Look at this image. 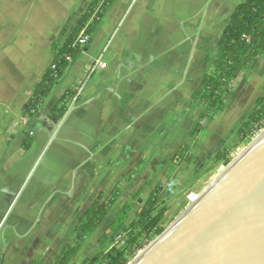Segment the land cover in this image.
<instances>
[{
  "label": "crops",
  "instance_id": "obj_1",
  "mask_svg": "<svg viewBox=\"0 0 264 264\" xmlns=\"http://www.w3.org/2000/svg\"><path fill=\"white\" fill-rule=\"evenodd\" d=\"M92 1L0 0V220L5 215L9 228L0 235L5 230L8 236H39L43 242L73 235L98 194L110 193L125 173L136 170L152 142L156 157L157 141L185 116L178 101L168 104L157 95L163 84L157 85V72L165 71L174 93L207 40L213 59L240 2L156 0L148 8L151 0H113L88 47L70 61L37 113L24 118L22 107L55 59L52 44ZM68 90L75 93L71 101L58 105ZM55 106H64L65 114L52 113ZM27 139L31 144L24 151ZM158 162L147 160L136 173ZM21 185L22 191L29 187L39 193L17 208Z\"/></svg>",
  "mask_w": 264,
  "mask_h": 264
},
{
  "label": "rangeland",
  "instance_id": "obj_2",
  "mask_svg": "<svg viewBox=\"0 0 264 264\" xmlns=\"http://www.w3.org/2000/svg\"><path fill=\"white\" fill-rule=\"evenodd\" d=\"M211 45L212 41L207 40L204 49H200L201 54L194 56L188 62L189 72L180 84L174 85V93L169 92L170 79L165 71L157 72V85L163 81V84L158 86L157 95L159 98L163 97L168 104L178 101L177 105L184 111L185 116L180 118L178 125L174 122L171 124L172 133L166 134L165 139H157L159 141H157L156 157L151 156L155 152L152 148L153 142L151 143V147L142 153L145 155L144 159L136 166V170H141V165L147 160H159L158 163L146 167L141 173L137 172L140 173L139 175L133 169L130 181H126L127 173H125L118 183V185L123 184V189L112 209V215L85 240L70 264H90L92 261L93 264H108L118 253L123 255L127 264H135L159 240L158 237L164 231H169L190 210L189 195L202 194L213 177L226 168L238 157L242 149L260 135L261 131L246 132L243 135H239L237 131L256 108V101L264 96V54L262 53L247 68L235 72L234 77L223 90V95L227 92L230 97L220 110H211L205 118H201L206 110L205 106L199 101L195 103L196 105L191 104V97L213 60L209 54ZM173 73L176 74L177 71ZM160 74H163L164 79ZM71 98L66 101H71ZM72 101L70 107L75 105L74 100ZM64 104L63 102L62 105ZM193 105L195 106L192 107ZM181 144L189 146L187 152L189 155L186 154V158L180 162L176 158L175 151ZM121 173L117 172L116 175ZM23 186L21 185L17 194L16 199H19L17 208L22 206L20 203L25 199H30L31 196L39 193V189L30 190L29 187L22 191ZM157 189H160V192L155 194ZM92 191L95 192L96 189ZM92 191L91 196L94 193ZM42 192L40 195L43 194ZM105 194L107 196L109 193ZM151 196L155 198L153 203L155 210L142 221L139 217L140 211ZM1 202L4 203L3 200ZM123 206H127L124 215L116 225H111ZM78 207L79 210L83 208L81 205ZM162 209L166 213L157 227L149 229L147 233L143 232V225ZM3 218L0 220V232L3 227L8 226L7 219L3 220ZM157 229L162 230L160 235L156 234ZM40 240L39 236L36 238L8 236L3 230L0 235V264H53L62 249L73 244L75 235L73 232V235L47 238V242Z\"/></svg>",
  "mask_w": 264,
  "mask_h": 264
},
{
  "label": "trees",
  "instance_id": "obj_3",
  "mask_svg": "<svg viewBox=\"0 0 264 264\" xmlns=\"http://www.w3.org/2000/svg\"><path fill=\"white\" fill-rule=\"evenodd\" d=\"M101 1L93 0L85 14L77 20L72 28L68 30L71 21L70 18L68 23L60 31L57 40L52 44L55 59L51 65H54L55 68L54 70L51 67L48 69L31 98L22 107V114L25 118H30L37 113L44 98L48 95L56 81L62 76L70 61L76 58L82 51L78 47L73 46L74 39L90 21L84 31V34L89 37L113 0H104L100 5ZM155 1L151 0L148 8ZM261 53H264V0H240L230 16L228 25L218 39L216 53L208 70L203 75L191 97V104L199 101L206 108L201 118H205L209 111L220 110L224 106L225 101L230 95L227 92L223 95V90L234 77L235 72L247 68ZM74 94L72 91H66L58 101V105L62 104L67 98L73 97ZM51 112H57L60 116H63L66 108L64 106L59 108L55 106L51 109ZM263 128L264 96L256 101V108L247 117V120L242 123L237 132L239 135H243L246 132L258 133ZM30 144L31 139H27L22 143L21 148L26 151ZM188 151L189 146L182 145L175 154L176 158L180 162L183 161ZM132 175L133 172L128 173L126 181H130ZM122 189L123 184L115 187L107 196L104 192L98 194L96 200L77 224L74 230L75 240L73 244L65 246L53 264L71 263L85 240L96 231L118 201L122 194ZM159 192L160 189H157L155 194ZM154 199L152 196L148 199L146 205L140 211V220L143 221L155 210L153 207ZM126 208L127 206H123L119 210L117 218L111 225L118 223V220L124 215ZM165 213V210L162 209L154 218L146 222L143 225V232L147 233L149 229L157 227ZM161 232V229L156 230L157 235H160ZM93 263L94 261L90 264ZM108 264H127V262L123 259V255L118 253L110 259Z\"/></svg>",
  "mask_w": 264,
  "mask_h": 264
},
{
  "label": "water",
  "instance_id": "obj_4",
  "mask_svg": "<svg viewBox=\"0 0 264 264\" xmlns=\"http://www.w3.org/2000/svg\"><path fill=\"white\" fill-rule=\"evenodd\" d=\"M158 238L136 264H264V137Z\"/></svg>",
  "mask_w": 264,
  "mask_h": 264
},
{
  "label": "bare ground",
  "instance_id": "obj_5",
  "mask_svg": "<svg viewBox=\"0 0 264 264\" xmlns=\"http://www.w3.org/2000/svg\"><path fill=\"white\" fill-rule=\"evenodd\" d=\"M255 136H256V135H255ZM263 137H264V129L261 130L260 135H259L257 138H255V140H254L253 142H251L246 148H244V149L241 150L240 154L238 155V157H237L236 159H234V160H233V161H232V162H231L226 168L222 169V171H221L219 174H217V175H215V176L213 177L212 181L207 185V187H206V188L204 189V191L202 192V194H201V199H203L205 196H207V194L210 193V191H211V190H212V189H213V188H214V187H215V186H216V185H217V184H218V183L224 178V176H225V175H226V174H227V173H228V172H229V171H230V170H231V169H232V168H233V167H234V166H235V165H236V164H237V163H238V162H239V161H240V160H241V159L247 154V153H248V151H249V150H250V149H251V148H252L257 142H259ZM192 208H193V206L190 208V210H191ZM190 210H189V211H190ZM189 211H188V212H189ZM188 212H187V213H188ZM187 213H186V214H187ZM186 214H185V215H186ZM185 215H184V216H185ZM184 216H183L182 218H184ZM182 218H181V219H182ZM181 219H180V220H181ZM180 220H179V221H180ZM179 221H178V222H179ZM178 222H177V223H178ZM172 228H173V227H172ZM170 230H171V229H170ZM167 232H168V231H167ZM156 243H157V242H156ZM156 243H155V244H156ZM155 244H154L152 247H154ZM152 247H151V248H152ZM151 248H150V249H151ZM150 249H149V250H150ZM149 250H148V251H149ZM148 251H147V252H148ZM147 252H146V253H147ZM146 253H145V254H146ZM145 254H144V255H145ZM144 255H143V256H144ZM141 258H142V257H141ZM141 258H140V259H141ZM140 259H139V260H140ZM139 260H138V261H139ZM138 261H137V262H138ZM137 262H136V263H137ZM136 263H135V264H136Z\"/></svg>",
  "mask_w": 264,
  "mask_h": 264
},
{
  "label": "built area",
  "instance_id": "obj_6",
  "mask_svg": "<svg viewBox=\"0 0 264 264\" xmlns=\"http://www.w3.org/2000/svg\"><path fill=\"white\" fill-rule=\"evenodd\" d=\"M88 41L89 37L83 33L79 35V37L75 40L73 46L78 47L81 50H84L88 47ZM68 61H70L69 58H67ZM52 70H54V65L50 66ZM201 201V194L198 193H192L189 195V207L195 206L197 203Z\"/></svg>",
  "mask_w": 264,
  "mask_h": 264
}]
</instances>
